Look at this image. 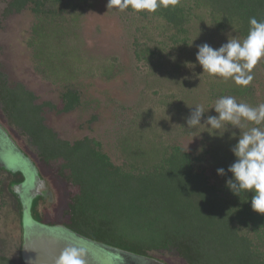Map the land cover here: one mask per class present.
<instances>
[{"label": "rangeland", "instance_id": "1", "mask_svg": "<svg viewBox=\"0 0 264 264\" xmlns=\"http://www.w3.org/2000/svg\"><path fill=\"white\" fill-rule=\"evenodd\" d=\"M62 1L65 12L52 17L39 18L23 11L2 18L0 0L1 76L9 84H22L34 94L36 103L57 102L58 91L67 84L80 93V105L68 113H55L43 107L45 124L62 139L92 137L100 142L102 150L115 164L132 158L135 161L152 159V147L158 145L178 144L185 148L187 145L188 150L200 154L208 142L229 146L236 139H229L228 132L223 138L210 137L206 131L199 134L203 126L195 130L186 128V118L196 105L207 109L221 96H233L252 107L264 103V74L259 62L251 73L252 94L242 98L226 92L236 85L234 81L202 73L195 61L197 45L207 43L215 49L233 36L243 40L237 32L217 30L207 18L193 17L188 42L182 45L169 40V32L157 20L128 10H113L107 7L108 0ZM199 12L205 16L203 10ZM146 46L153 55L145 53L146 59H138L135 48ZM186 62L195 63V68H188ZM194 73H201L200 77ZM223 90L222 95H214ZM215 114L212 109L205 113ZM91 116L93 120L88 122ZM0 123L9 128L13 139L22 140L25 151L33 156L41 173L51 182L56 201H41V220L50 226L63 224L66 198L78 193V187L70 183L63 186L52 176L61 160L51 163L46 170L36 149L8 121L1 104ZM253 126L248 123L241 131ZM229 130L239 134V129L230 127ZM135 142L139 144L132 152L137 156L132 157L126 145L134 146ZM212 154L206 155L204 164L211 180L219 182L214 174L220 165L215 161L218 157L213 158ZM49 205L55 211L52 217L48 216ZM15 207H18L16 199H11L6 206L0 205V250L11 257H17L21 246V225L17 222ZM151 255L168 264H186L172 249L158 250Z\"/></svg>", "mask_w": 264, "mask_h": 264}, {"label": "trees", "instance_id": "2", "mask_svg": "<svg viewBox=\"0 0 264 264\" xmlns=\"http://www.w3.org/2000/svg\"><path fill=\"white\" fill-rule=\"evenodd\" d=\"M1 1L2 18L23 11L39 18L65 12L62 0ZM127 10L157 20L169 32L168 39L182 45L188 42L193 17L207 18L215 29H231L242 39L248 34L249 18L264 20V0H179L174 7H161L156 12H136L130 7ZM201 10L205 16H201ZM134 53L138 59H146L145 53L153 55L147 46L135 48ZM259 67L264 74V58ZM252 90L249 83L236 84L225 91L244 98ZM223 93L224 90L214 95ZM34 99V94L22 84H9L0 74V104L8 121L36 149L46 170L51 163L61 160L52 176L63 186L70 183L78 187V193L66 198L62 224L65 228L142 258H151V253L158 250L172 249L186 264H264V214L252 210L253 193L234 195L225 186L231 173L226 176L215 173L219 177V182H215L204 164L206 155L213 153V158L218 157L215 158L218 167L227 170L235 159L230 151L235 143L227 146L208 142L200 154L185 151L178 144L158 145L152 147V159L132 158L115 164L98 140L89 136L65 140L45 124L44 106L55 113H68L80 105L77 89L68 84L62 86L57 102L36 103ZM91 120L93 116L88 122ZM137 143L126 145L132 157L137 156L132 152L137 150ZM4 173L0 168L1 206L11 202L12 184L23 180L19 174ZM15 208L17 222L21 224L20 204ZM30 211L35 216L33 202ZM0 264H23L20 248L17 257L0 250Z\"/></svg>", "mask_w": 264, "mask_h": 264}, {"label": "clouds", "instance_id": "3", "mask_svg": "<svg viewBox=\"0 0 264 264\" xmlns=\"http://www.w3.org/2000/svg\"><path fill=\"white\" fill-rule=\"evenodd\" d=\"M178 3L179 0H108L107 7L119 11H125L130 7L136 12H156L158 8L174 7ZM197 36L188 45H191ZM262 58L264 20H257L255 17L249 18L248 34L243 40L233 36L215 49L203 43L197 45L195 54V61L201 66L202 73L224 80L231 79L241 86H247L253 80L252 70ZM171 59L174 60L175 57ZM186 66L195 68L196 64L186 62ZM200 74L194 73L198 77ZM209 109L214 110L216 114L205 115ZM248 123L255 126L241 131ZM186 125V128L192 130L203 126L204 130L199 134L206 131L210 137L223 138L228 132L229 139H236V143L230 148L235 157L234 161L227 170L218 168L216 172L220 176L231 173L225 180V186L237 196H240L241 192L253 193L252 210L264 214V103L252 107L238 102L233 96H221L207 109L202 105H196L186 118ZM230 127L239 129V134L230 131ZM84 256L83 250L69 246L63 249L55 264H85Z\"/></svg>", "mask_w": 264, "mask_h": 264}, {"label": "water", "instance_id": "4", "mask_svg": "<svg viewBox=\"0 0 264 264\" xmlns=\"http://www.w3.org/2000/svg\"><path fill=\"white\" fill-rule=\"evenodd\" d=\"M41 183L40 181L37 189L36 184L33 190L28 189L26 191L28 196H26V198L42 195L45 186H42ZM20 190V192H22L24 189ZM26 215H29L28 210H26ZM27 218L26 216L21 231L20 257L23 264H55L63 249L69 246L79 248L85 252V264L163 263L154 258H142L128 252L105 246L96 241L84 238L62 225L48 226L44 223L40 225L32 221V219Z\"/></svg>", "mask_w": 264, "mask_h": 264}, {"label": "flooded vegetation", "instance_id": "5", "mask_svg": "<svg viewBox=\"0 0 264 264\" xmlns=\"http://www.w3.org/2000/svg\"><path fill=\"white\" fill-rule=\"evenodd\" d=\"M0 168H3V170L8 173V175L12 176L15 174H19L22 176V179L20 182L14 183L11 186L12 191L9 190V195L11 199L16 198L18 204H20L21 209V231L23 228L24 220L26 219V216L35 223H38L42 225L43 220H41L42 215V206L41 201H45L46 203L55 202V194H53L51 182L48 180L46 176H44L38 165L36 164L35 160L32 158L33 156L25 151V145L22 144V140L19 139H13V135L11 134L9 128L5 129L4 125L0 123ZM5 129V130H3ZM12 135V136H11ZM17 137V136H15ZM10 173V174H9ZM37 177H36V176ZM39 181V182H38ZM40 181L42 182V186H45L44 189V196L42 195H35L34 197L26 198L28 194H26L28 189L33 190L36 184V189L38 184H40ZM20 189L22 192H20ZM13 192V193H12ZM38 197V199H37ZM26 198V199H25ZM36 198V199H35ZM35 200V202H34ZM32 202L34 204V211L35 216H38V219L35 218L34 214H31L30 211ZM44 202V203H45ZM51 203V204H52ZM27 207V208H25ZM51 205L47 206V209L51 210V213L48 214L49 217H52L54 215L55 211L50 208ZM26 210H28L29 215H26ZM27 218V219H28ZM49 223H46L45 225H48ZM62 225V224H59ZM50 226V225H48ZM65 227L64 225H62ZM160 261V260H158ZM162 262V261H161ZM162 264H165L164 262Z\"/></svg>", "mask_w": 264, "mask_h": 264}]
</instances>
